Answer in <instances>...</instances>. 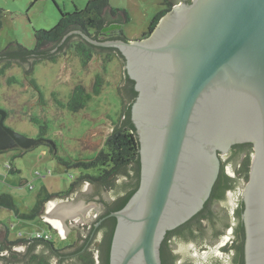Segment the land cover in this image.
<instances>
[{
    "label": "water",
    "instance_id": "1",
    "mask_svg": "<svg viewBox=\"0 0 264 264\" xmlns=\"http://www.w3.org/2000/svg\"><path fill=\"white\" fill-rule=\"evenodd\" d=\"M120 28L112 23L103 31ZM73 33L95 46L117 48L124 58L122 79L125 71L137 92L130 118L138 141L139 184L121 209L102 218L116 220L109 264H162L166 233L203 208L219 174V156L241 143L252 146L248 179L238 180L214 208L221 215L232 213L241 193L244 263L264 264V0H180L148 35L134 40H97L72 30L62 42ZM5 118L0 109V151L27 150L45 141L55 148L51 140L17 133ZM224 161L234 176L239 162ZM98 192L113 200L109 190L79 180L69 194L45 200L37 215L58 228L61 239L79 214L85 219L79 233L85 235L98 213L93 200ZM212 225L204 221L201 230L211 232ZM3 228L0 224V241ZM223 236L229 240L231 233ZM178 243L176 250H192L188 258L195 264L228 262L227 250L214 246L207 253L201 239ZM26 246L14 247L17 256ZM56 262L53 257L51 263Z\"/></svg>",
    "mask_w": 264,
    "mask_h": 264
},
{
    "label": "rangeland",
    "instance_id": "2",
    "mask_svg": "<svg viewBox=\"0 0 264 264\" xmlns=\"http://www.w3.org/2000/svg\"><path fill=\"white\" fill-rule=\"evenodd\" d=\"M86 2L0 0L3 10L0 51L11 41H17L29 49L34 48V30H49L58 22L60 12L71 13L75 9H83ZM108 2L112 8L127 12L129 21L122 25V30L131 40L141 38L153 16L166 8L161 0ZM102 57V53L94 54L83 65L75 52L65 49L58 53L55 62H37L30 77L35 79L42 99L25 78L21 67L13 66L0 75V109L6 111L4 124L26 137L41 136L55 144L53 148L46 142L40 143L26 152L16 147L0 151V194H10L20 213L32 211L35 202L43 195H40L43 186L49 193H59L66 191L81 174L96 173L91 169L66 168L57 157L72 162L92 159L121 117L122 102L117 86L122 79L123 64L112 59L104 66ZM96 75L103 79L98 94L92 92ZM77 84L88 92V99L82 109L71 112L65 104ZM33 118L38 119L40 124L34 123ZM40 125H45L46 129H41ZM55 196L62 197L65 193ZM44 201L38 205V212ZM0 222L8 225L10 240L19 237L18 233L22 237H34L36 233L48 232L55 247L62 249L65 244L73 242L76 235L72 229L60 239L58 232L50 230L38 215L29 221L21 220L5 208H0Z\"/></svg>",
    "mask_w": 264,
    "mask_h": 264
},
{
    "label": "trees",
    "instance_id": "3",
    "mask_svg": "<svg viewBox=\"0 0 264 264\" xmlns=\"http://www.w3.org/2000/svg\"><path fill=\"white\" fill-rule=\"evenodd\" d=\"M179 1L180 0H161V3L166 8L160 10L153 16L147 30L142 33V37L148 35L157 24L160 17ZM183 1L189 2L190 0ZM2 11L3 10L0 8V28ZM128 21L127 12L124 9L112 8L108 0H87L83 9H75L71 13L60 12L58 22L49 30H34V48L29 49L17 41L9 42L0 51V75H3L13 66L21 67L25 78H27L32 87L39 92V98L42 99L43 95L35 79L30 77L32 68L37 62L43 60L55 62L58 52L65 51V49L75 52L83 65L87 64L92 59L93 55L98 53L104 55V57H102L104 66L106 62L112 59H117L122 63L124 62V58L117 48L95 46L84 39L80 34L73 33L67 36L62 42L63 37L69 31L80 30L97 40L127 39L122 27L109 31H103V28L112 23H118L122 26ZM102 81V76L96 75L92 89L94 94L100 92ZM119 93L120 100L124 104L123 112L120 114L121 117L119 116V120L114 123L111 132L104 140L103 147L96 155L88 161L73 162L57 157L58 161L66 168L74 167L84 169L85 171L91 169L96 171L95 174H89L87 172L81 174L75 182L70 184L66 191L59 193H49L43 186L40 194H43L42 197L38 198L32 211L29 213H20L19 208L14 204L13 197L7 193L0 194V208L11 211L17 219L29 221L37 216L38 205L42 201L61 193L69 194L79 180L87 179L99 189L105 188L111 192L114 200L108 204L106 215L109 212L121 209L137 189L140 176L138 141L134 125L130 118L131 104L135 100L137 92L134 89V81L126 75L125 71ZM87 99L88 92L81 84H77L73 87L65 106L69 111L76 112L85 106ZM60 105L63 106L61 103ZM32 121L36 124H40L36 118H33ZM40 127L41 129H46L45 125H40ZM39 138H41V136H39ZM45 142H41V144ZM248 147L249 149L247 151L245 149L246 154L243 159L236 165L234 170L235 175L230 176L226 173L225 161L222 164L220 163L218 177L203 208L190 220L166 233L160 246L162 264H171V262L173 264L174 262L173 258L169 261L167 256L168 239L171 236H176L180 243L189 240L195 241V238L198 236L192 231L193 221L200 216L202 218L205 217L204 212H207L210 201H212V199H223L225 191L234 188L238 180L242 181L243 184L247 181L252 155L251 144H248ZM21 150L22 152H26L30 149ZM124 180H126V182H123ZM242 210L243 202L239 199L238 206L235 210L238 224L235 228L236 241L233 245L235 248V255L233 256L234 259L232 264H245L243 254L245 233L241 219ZM115 223V217H106L98 227V230H102L103 236L95 241L91 247L89 243L85 246H78L75 250L65 252L62 248L55 247L54 242L51 241V237L48 239L44 238V235H47L48 232H41L39 236H36V233L34 237H22V234L18 233L19 237L10 240L8 225L0 222L4 227L3 238L2 241H0V264H52L51 259L53 257L57 260L56 264H60L65 259H70L72 264H109V250ZM20 243H26L27 246L23 254L17 256L14 247ZM224 249L227 248L225 247Z\"/></svg>",
    "mask_w": 264,
    "mask_h": 264
},
{
    "label": "flooded vegetation",
    "instance_id": "4",
    "mask_svg": "<svg viewBox=\"0 0 264 264\" xmlns=\"http://www.w3.org/2000/svg\"><path fill=\"white\" fill-rule=\"evenodd\" d=\"M248 144L249 143L233 144L229 148L227 153L219 156L221 164L224 162L225 159H235V161H237V163L238 162L240 163L241 159H243L244 155L246 154V151L249 149ZM251 148H252V146H251ZM245 149H246V151H245ZM227 174H229V173H227ZM123 182H126V180H124ZM229 190H231V189H227L225 191L223 199H219V200L212 199V201H210L208 208H207V212H204L205 217L202 218L200 216L201 218L198 217L193 221L194 224L192 225V231L195 234H197L198 237L195 236L196 237L195 241L194 240H189V241L198 242V239L203 240V243H202L203 249L202 250L207 251V253H212L214 250V246H218L221 249V251H224V252H226L225 250L228 249L227 250V255H228V262L227 263H224L221 259H211L208 262V264H214V263L232 264V261L234 259L233 256L235 255L234 254L235 248L233 245L236 241L235 228H236V225L238 224L237 218L235 216V210H236L235 208L238 206V200L239 199L241 200V193L238 197L239 199L237 200V204L235 205L234 209L232 210V213L230 212V214L228 213V214L221 215L220 210H216L214 208V206L217 203H219L225 199V196ZM93 200L96 203V205H95L96 208L98 209V213L95 215L96 216L95 220L93 219L91 221L90 220L88 221L89 223H88V225H87L88 227L86 229L87 233L85 235H83V234L79 233L81 230L80 229L81 227L78 226V224L81 223L80 221H82L83 218L81 217L78 219V217H80V216H78L79 214L77 215L76 218H72L75 220H74V225L71 226L72 227L71 229H74L73 232L78 233L79 235L76 234L74 236L75 239L73 240V242L71 241V242L64 245L63 250L65 252L75 250L78 246H85L86 244H89V243H90L89 246L91 247V245L93 243H95V241L99 240L103 236L102 230H100V229L98 230V227L100 226L102 221H104L105 218L104 219H102V218L106 215V212L108 210L107 206H108V204H110L114 200V198L111 202H108L106 200L105 196L102 195L100 192H98V195H96ZM231 214H233V215H231ZM211 217H213V218H211ZM98 221H100V222L98 223ZM204 221H206L208 223H210V221H211V223L213 224L212 225L213 230H211V232L206 228H205L206 230H203V231L201 230L202 229V223ZM46 224L48 225L50 230L58 231V228H55L50 221L46 222ZM200 224H201V226H200ZM228 233H231V237L229 240L228 239L226 240V238H225L226 236H223V235L228 234ZM211 234H212V236H211ZM78 237H79V239H77ZM213 237H218L219 239L216 240V239H213ZM213 240H215V241H213ZM187 242L188 241H186L185 243H187ZM224 243H226L225 246H223ZM176 245H179L178 239L176 238V236H171L168 239V254H167V256L169 258V261L172 260V258H173V261H174L173 264H195L192 262V260L190 258H188V256H190V253H192V250L188 249L189 250L188 252H182V251L180 252V250L175 249ZM225 247L227 249H224ZM180 258H181V260H180ZM171 264H172V262H171Z\"/></svg>",
    "mask_w": 264,
    "mask_h": 264
},
{
    "label": "built area",
    "instance_id": "5",
    "mask_svg": "<svg viewBox=\"0 0 264 264\" xmlns=\"http://www.w3.org/2000/svg\"><path fill=\"white\" fill-rule=\"evenodd\" d=\"M39 235H40V233H37V234H36V236H39ZM50 237H51V236H50V234H48V233H47V235H46V234L44 235V238H45V239H48V238H50Z\"/></svg>",
    "mask_w": 264,
    "mask_h": 264
},
{
    "label": "crops",
    "instance_id": "6",
    "mask_svg": "<svg viewBox=\"0 0 264 264\" xmlns=\"http://www.w3.org/2000/svg\"><path fill=\"white\" fill-rule=\"evenodd\" d=\"M122 27V26H121Z\"/></svg>",
    "mask_w": 264,
    "mask_h": 264
}]
</instances>
